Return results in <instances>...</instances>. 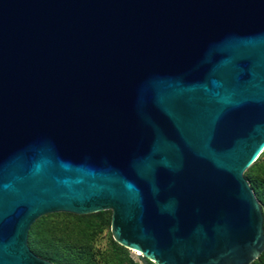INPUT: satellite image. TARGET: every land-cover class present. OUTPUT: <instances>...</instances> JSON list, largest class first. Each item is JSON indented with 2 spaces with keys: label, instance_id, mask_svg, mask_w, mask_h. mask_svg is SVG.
Segmentation results:
<instances>
[{
  "label": "water",
  "instance_id": "95a60500",
  "mask_svg": "<svg viewBox=\"0 0 264 264\" xmlns=\"http://www.w3.org/2000/svg\"><path fill=\"white\" fill-rule=\"evenodd\" d=\"M262 147L264 0H0V264L106 209L136 264H249Z\"/></svg>",
  "mask_w": 264,
  "mask_h": 264
},
{
  "label": "rangeland",
  "instance_id": "374dc122",
  "mask_svg": "<svg viewBox=\"0 0 264 264\" xmlns=\"http://www.w3.org/2000/svg\"><path fill=\"white\" fill-rule=\"evenodd\" d=\"M244 173L259 205H264V150ZM110 215L111 211L106 209L85 214L51 212L39 216L32 222L35 255L52 264H124L118 261L113 250ZM126 250L135 262L134 249Z\"/></svg>",
  "mask_w": 264,
  "mask_h": 264
},
{
  "label": "trees",
  "instance_id": "16d2710c",
  "mask_svg": "<svg viewBox=\"0 0 264 264\" xmlns=\"http://www.w3.org/2000/svg\"><path fill=\"white\" fill-rule=\"evenodd\" d=\"M262 152H263V151H262ZM262 152H261V153H262ZM261 153H260V154H261ZM260 154H259V155H260ZM254 161H255V160H254ZM254 161H253V162H254ZM253 162H252V163H253ZM252 163H251V164H252ZM251 164H250V165H251ZM250 165H249L247 168H249ZM247 168H246V169H247ZM246 169H245V170H246ZM245 170H244V171H245ZM243 176H244V179H245L247 182H249L244 172H243ZM260 208H261V213H262V217H263V223H262V226H263V231H264V205H263V204H260ZM32 225H33V223H31L30 226H29V228H28L26 242H27V246H28V248H29L32 252H34V254H37V253H35V251H34L33 248H32V240H33L34 237H35V236H34V235H35V232H34L35 230H34V228L32 227ZM33 236H34V237H33ZM112 245H113L114 253L116 254V257H117V259H118L119 262L124 263V264H136V263L133 261L132 257L128 254L126 248H124L123 246L117 244L116 242H112ZM50 260H51V259H50ZM53 264H60V263H58V262H54ZM249 264H264V247H263L262 251L260 252V254L257 256V258H255V259H254L253 261H251Z\"/></svg>",
  "mask_w": 264,
  "mask_h": 264
},
{
  "label": "bare ground",
  "instance_id": "6f19581e",
  "mask_svg": "<svg viewBox=\"0 0 264 264\" xmlns=\"http://www.w3.org/2000/svg\"><path fill=\"white\" fill-rule=\"evenodd\" d=\"M263 148L264 147H262L260 150H259V152L257 153V155L254 157L255 159L259 156V154L263 151ZM255 159H253V160H255ZM137 251V250H136ZM138 252V251H137Z\"/></svg>",
  "mask_w": 264,
  "mask_h": 264
},
{
  "label": "built area",
  "instance_id": "2783aa9c",
  "mask_svg": "<svg viewBox=\"0 0 264 264\" xmlns=\"http://www.w3.org/2000/svg\"><path fill=\"white\" fill-rule=\"evenodd\" d=\"M263 150H264V148H263Z\"/></svg>",
  "mask_w": 264,
  "mask_h": 264
}]
</instances>
